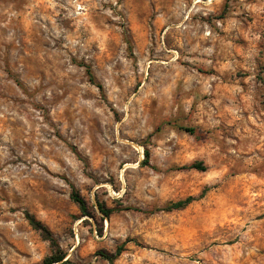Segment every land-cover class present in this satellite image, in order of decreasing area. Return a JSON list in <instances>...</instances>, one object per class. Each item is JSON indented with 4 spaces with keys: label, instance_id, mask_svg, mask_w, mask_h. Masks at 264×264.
Masks as SVG:
<instances>
[{
    "label": "rangeland",
    "instance_id": "374dc122",
    "mask_svg": "<svg viewBox=\"0 0 264 264\" xmlns=\"http://www.w3.org/2000/svg\"><path fill=\"white\" fill-rule=\"evenodd\" d=\"M53 253L264 264V0H0V264Z\"/></svg>",
    "mask_w": 264,
    "mask_h": 264
},
{
    "label": "trees",
    "instance_id": "16d2710c",
    "mask_svg": "<svg viewBox=\"0 0 264 264\" xmlns=\"http://www.w3.org/2000/svg\"><path fill=\"white\" fill-rule=\"evenodd\" d=\"M86 70H87V73L89 75V79L92 81L93 80V76L91 74V71H90L89 67H86ZM186 130L193 131L192 128H189V129H186ZM148 155H149V152L146 149L145 150V156L148 157ZM187 167L196 168V169H199V170H204L205 169V166L203 165V163L201 161H195V162L187 165ZM70 197L77 204V206H78V208H79V210H80L82 215L89 214L88 204H87L86 200L76 190L73 189L71 191ZM193 200H195V197L192 196V195H189V196H187V197H185L183 199H179V200H176V201H169L163 207H161L160 209L161 210H167V211L175 210V209H182L185 206H187L190 202H192ZM98 206H99V210L105 216H108L110 213H112L114 211V208H112V207H105L102 204H98ZM26 216H27V218L29 220V223L34 228L41 230V235L44 238L49 239L52 244H55L53 239H51L49 237L48 230L45 227L39 225L38 221H35L33 219V217L28 215V213H26ZM123 250H124V246H123V244H121V245H118L116 247L114 252H106V251L101 250V251H98V254L103 259H105V260H107L109 262H113L122 253ZM63 258H64V255L62 253H53V254H51V255H49V256L44 258L43 264H51V263L60 261ZM64 262H65V264L70 263V261H68V260H64Z\"/></svg>",
    "mask_w": 264,
    "mask_h": 264
}]
</instances>
